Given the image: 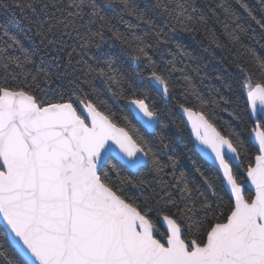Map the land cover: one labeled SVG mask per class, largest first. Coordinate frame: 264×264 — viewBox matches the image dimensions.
Segmentation results:
<instances>
[{
    "label": "snow or ice",
    "instance_id": "snow-or-ice-1",
    "mask_svg": "<svg viewBox=\"0 0 264 264\" xmlns=\"http://www.w3.org/2000/svg\"><path fill=\"white\" fill-rule=\"evenodd\" d=\"M0 11L27 41L0 26V264H264V56L244 42L264 40V0H0ZM212 22L244 59L201 88L208 66L174 35L203 28L221 47ZM173 44L167 67L150 54ZM218 111L235 123L219 129ZM173 125L190 128L213 174L192 160L177 175Z\"/></svg>",
    "mask_w": 264,
    "mask_h": 264
},
{
    "label": "trees",
    "instance_id": "trees-1",
    "mask_svg": "<svg viewBox=\"0 0 264 264\" xmlns=\"http://www.w3.org/2000/svg\"><path fill=\"white\" fill-rule=\"evenodd\" d=\"M249 2L254 4L255 0H249ZM17 19L18 17L13 16L9 12L0 11V26L17 35L22 40H25V43L27 44V41L25 39V33L23 32L21 25L17 22ZM125 19L131 20L132 18L125 17ZM210 29L217 32V35L220 38L221 47H217L214 44H209V41L206 39L205 36V30L203 28H201L198 33H178L174 35L175 42L185 46L188 51H190L197 58L199 62L208 66L207 71L210 74L209 79L205 80L202 85L200 83L199 77H196V79L194 80V83H196L197 86L201 88H210L212 85L216 84L217 81L214 79V76L217 73L223 71L224 69H227L229 72H234L235 69L232 68L230 65V62L234 58L244 59L243 57L239 56L238 46L234 45L228 39L226 34H224L223 26L221 25V23L212 22L210 24ZM121 30H125L123 26H121ZM136 31L137 34H140L139 29H137ZM257 40H259L260 43H257ZM244 42L245 44L256 48L258 54L264 56V40H261L259 32L256 33V40H252L251 38L246 37ZM205 49L208 50L205 51ZM175 51V44H173L172 46H170L169 51L163 54V60H161V56L158 53H153L150 51V54L153 55V58L157 61L158 64L167 67V62L173 59V54L175 53ZM222 59L228 61V63H221ZM189 64L190 61L187 58L179 56L176 57L177 68H184L186 65ZM186 70L191 72L190 67ZM173 75L179 78L180 73L175 72L173 73ZM192 75L195 76V73H192ZM180 91L181 89L179 88L175 90V92ZM225 95L229 98L230 101L235 99V97H233L230 93L225 92ZM156 102L159 106L163 107V101L159 97H156ZM109 103L113 106V110L117 111V115L119 116V109L124 108V102L110 100ZM232 106L233 105H231V103L229 105H225V107ZM124 111L127 112V109L124 108ZM170 119L176 121V123L178 124L180 122L181 117L173 115L170 117ZM229 123L234 124L235 122L232 120V118L228 115L227 112L218 111L216 119V124L218 128L221 130H226ZM249 127H251V125H249ZM141 131H143V129H141ZM166 131L171 137V143L173 148V152H171L170 154L180 157V163L177 165V175H179L180 171H184L190 175L192 171V160L197 161V163L201 166L202 170L206 174L211 175L215 172V169L208 165L195 151L188 129H184L183 131H177V128L175 127V125H173ZM154 137L155 133H153L149 138L151 139ZM251 155H255V150L251 152ZM189 157H191V160L189 159ZM167 171L169 172V176L167 178L171 179V169H168ZM127 191L130 195L133 196L139 194L136 189L129 188L127 189ZM221 195H224V193L221 192ZM224 199H228L227 195H224Z\"/></svg>",
    "mask_w": 264,
    "mask_h": 264
},
{
    "label": "water",
    "instance_id": "water-1",
    "mask_svg": "<svg viewBox=\"0 0 264 264\" xmlns=\"http://www.w3.org/2000/svg\"><path fill=\"white\" fill-rule=\"evenodd\" d=\"M183 119L186 120V117H184ZM188 131H189V133H190V128H188ZM190 137H191V140H192V142H193V145H194V149H195V151L200 155V157H201V158H202V159H203L208 165H210L213 169L216 170V165H215L214 160H213V158L211 157V155H210V154H203V153L201 152L199 146L196 144V142H195V138L192 137V136H190Z\"/></svg>",
    "mask_w": 264,
    "mask_h": 264
}]
</instances>
